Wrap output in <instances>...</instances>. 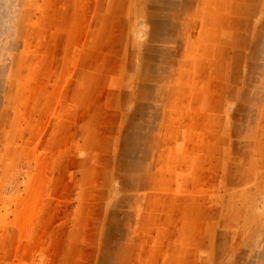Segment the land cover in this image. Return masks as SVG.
Instances as JSON below:
<instances>
[{"label": "rangeland", "instance_id": "1", "mask_svg": "<svg viewBox=\"0 0 264 264\" xmlns=\"http://www.w3.org/2000/svg\"><path fill=\"white\" fill-rule=\"evenodd\" d=\"M0 264H264V0H0Z\"/></svg>", "mask_w": 264, "mask_h": 264}]
</instances>
